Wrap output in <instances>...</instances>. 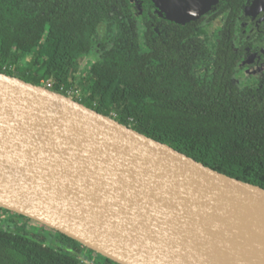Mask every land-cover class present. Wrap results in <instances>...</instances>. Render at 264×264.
Listing matches in <instances>:
<instances>
[{"label": "trees", "instance_id": "obj_1", "mask_svg": "<svg viewBox=\"0 0 264 264\" xmlns=\"http://www.w3.org/2000/svg\"><path fill=\"white\" fill-rule=\"evenodd\" d=\"M142 1L139 14L131 0H0V72L50 82L64 94L72 87L86 106L264 188V79L240 85L233 79L242 0H223L186 24ZM101 23L106 31L98 40ZM95 47L97 59L82 69ZM3 212L0 264H118L52 228H28V217Z\"/></svg>", "mask_w": 264, "mask_h": 264}, {"label": "water", "instance_id": "obj_2", "mask_svg": "<svg viewBox=\"0 0 264 264\" xmlns=\"http://www.w3.org/2000/svg\"><path fill=\"white\" fill-rule=\"evenodd\" d=\"M217 1L152 0L179 24ZM0 208L118 264H264L263 187L4 72Z\"/></svg>", "mask_w": 264, "mask_h": 264}, {"label": "flooded vegetation", "instance_id": "obj_3", "mask_svg": "<svg viewBox=\"0 0 264 264\" xmlns=\"http://www.w3.org/2000/svg\"><path fill=\"white\" fill-rule=\"evenodd\" d=\"M222 1L218 0L202 16L208 15L215 8H220ZM153 6L155 12L154 3ZM240 8L242 13L238 18L234 45L235 42L242 44L235 46L241 52V59L237 64L239 75L233 79L239 85L253 81L258 83L264 79V0H242ZM217 21L222 23V18L216 19L213 25Z\"/></svg>", "mask_w": 264, "mask_h": 264}, {"label": "rangeland", "instance_id": "obj_4", "mask_svg": "<svg viewBox=\"0 0 264 264\" xmlns=\"http://www.w3.org/2000/svg\"><path fill=\"white\" fill-rule=\"evenodd\" d=\"M220 25H221V23L217 21L214 24V26L212 27V29L215 30L216 28L220 27ZM105 31H106V24L105 23H101L99 25V28H98V35H97L98 36V40L103 36ZM96 45H98V42L96 43ZM98 54H99V50L95 47L94 51L89 56H87L85 59L81 60L82 69L88 68L91 65V63L97 59ZM72 96H74V94ZM4 213L5 212L0 213V220H2V218H4V216H6ZM27 227L30 228V229L46 228L42 224H40V223H38V222H36V221H34L32 219H29L27 221ZM94 256L96 257L95 254H94Z\"/></svg>", "mask_w": 264, "mask_h": 264}, {"label": "built area", "instance_id": "obj_5", "mask_svg": "<svg viewBox=\"0 0 264 264\" xmlns=\"http://www.w3.org/2000/svg\"><path fill=\"white\" fill-rule=\"evenodd\" d=\"M46 84H47V87L48 88L51 86V83L50 82H47ZM76 93H78V90H76V89H74L72 87L67 90V95H69L71 97H73L72 95L73 94L75 95Z\"/></svg>", "mask_w": 264, "mask_h": 264}]
</instances>
